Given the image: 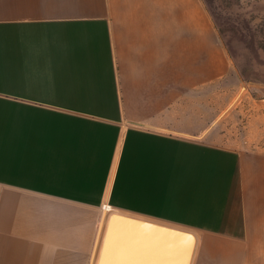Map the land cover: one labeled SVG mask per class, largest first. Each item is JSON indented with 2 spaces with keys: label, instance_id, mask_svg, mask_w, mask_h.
<instances>
[{
  "label": "crops",
  "instance_id": "1",
  "mask_svg": "<svg viewBox=\"0 0 264 264\" xmlns=\"http://www.w3.org/2000/svg\"><path fill=\"white\" fill-rule=\"evenodd\" d=\"M177 1L186 21L113 17L110 0H0V264H92L105 209L192 229V264H264L256 154L170 111L166 51L178 76L182 49L231 65L203 2ZM164 257L109 245L113 264Z\"/></svg>",
  "mask_w": 264,
  "mask_h": 264
},
{
  "label": "rangeland",
  "instance_id": "2",
  "mask_svg": "<svg viewBox=\"0 0 264 264\" xmlns=\"http://www.w3.org/2000/svg\"><path fill=\"white\" fill-rule=\"evenodd\" d=\"M201 1L231 65L222 67L216 57L210 64L208 57H190L182 49L178 76L167 71L173 58L166 51V95L175 94L170 111L194 114L182 120L192 134L255 153L254 175L264 200V0ZM110 2L113 17L162 16L163 10L166 19H188L184 1L163 0V8L162 0Z\"/></svg>",
  "mask_w": 264,
  "mask_h": 264
},
{
  "label": "water",
  "instance_id": "3",
  "mask_svg": "<svg viewBox=\"0 0 264 264\" xmlns=\"http://www.w3.org/2000/svg\"><path fill=\"white\" fill-rule=\"evenodd\" d=\"M102 232L99 249L92 264H113L109 259L110 244H143L164 246V264H192L199 237L192 229L136 217L119 210H110ZM137 229L140 231L137 233ZM175 256V257H174ZM119 264V263H114Z\"/></svg>",
  "mask_w": 264,
  "mask_h": 264
},
{
  "label": "bare ground",
  "instance_id": "4",
  "mask_svg": "<svg viewBox=\"0 0 264 264\" xmlns=\"http://www.w3.org/2000/svg\"><path fill=\"white\" fill-rule=\"evenodd\" d=\"M112 181V180H111ZM110 212V211H109ZM109 212H107L106 214H103V216H102V218H101V226H100V228H99V235H100V233L101 232H103V230H104V228H105V225H106V223H107V215L109 214ZM97 235V234H96ZM97 237V236H96ZM97 244V248H98V245H99V243H100V238H99V236H98V239H97V242H96ZM95 248V247H94ZM95 251V250H94ZM97 253V252H96ZM96 256V255H95ZM95 259V258H94Z\"/></svg>",
  "mask_w": 264,
  "mask_h": 264
}]
</instances>
